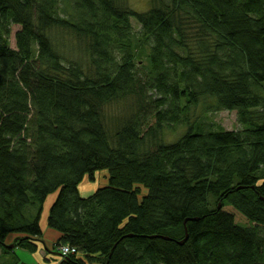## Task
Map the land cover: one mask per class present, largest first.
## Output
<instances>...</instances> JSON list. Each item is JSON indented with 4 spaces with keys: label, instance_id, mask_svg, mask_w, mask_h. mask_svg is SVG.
<instances>
[{
    "label": "trees",
    "instance_id": "16d2710c",
    "mask_svg": "<svg viewBox=\"0 0 264 264\" xmlns=\"http://www.w3.org/2000/svg\"><path fill=\"white\" fill-rule=\"evenodd\" d=\"M148 5L0 0V264H28L15 248L38 250L56 192L55 248L77 249L60 264H264V0ZM127 100L111 133L106 107ZM200 105L241 127L192 120Z\"/></svg>",
    "mask_w": 264,
    "mask_h": 264
},
{
    "label": "rangeland",
    "instance_id": "374dc122",
    "mask_svg": "<svg viewBox=\"0 0 264 264\" xmlns=\"http://www.w3.org/2000/svg\"><path fill=\"white\" fill-rule=\"evenodd\" d=\"M150 0H125L127 3V6L135 9L144 11L147 10L150 5ZM132 23L135 31H140V24L135 18H132ZM21 26L14 24L12 26V34L10 36V46L13 48H16V40H15V33ZM53 36L55 38V42L60 44L61 50L64 51L67 57L74 58V59H81L86 63L87 68L89 67V53L87 50H85L86 46L84 42H80L77 40L72 34L61 32V31H53ZM142 63V60L140 61ZM131 111V104L130 101H119L110 104L106 107V123L108 129L111 133H113L116 129V126L118 125L121 118L125 117L129 112ZM236 110H222L217 112H210V113H204L203 112V105H200V107L197 108L194 114V118L192 120H195L197 122L203 123L205 126L215 127L222 126L224 129H237L241 127ZM187 130V126L179 127L175 130H167L164 134V140L166 142L168 141H174L179 136L182 135L183 132ZM107 170L98 171L96 173V179L94 181L85 177V180H83L82 187L83 189L87 186L92 184V186H87L89 188H92L91 191H83L81 189V192L87 196V194H91L95 190H97L99 187L102 188V186L107 184ZM90 190V189H89ZM81 193V194H82ZM12 242V241H11ZM16 249V248H15ZM58 253L62 256H66L64 254L60 253V248H55Z\"/></svg>",
    "mask_w": 264,
    "mask_h": 264
},
{
    "label": "crops",
    "instance_id": "0c3cea01",
    "mask_svg": "<svg viewBox=\"0 0 264 264\" xmlns=\"http://www.w3.org/2000/svg\"><path fill=\"white\" fill-rule=\"evenodd\" d=\"M82 183L79 186L80 191L81 189H83ZM87 186L83 189V191H91L92 188H89ZM82 195L85 196V194L83 193ZM56 198L57 192L50 194L45 200L44 210L42 211L43 213L41 216V220L39 221L43 230V238L42 241H39L37 243L39 245L38 250L36 252H30L26 249L20 248V246L15 249V252L17 253L20 261L28 264H60L63 260V256L60 255L55 249L57 244L56 242L59 241L61 234L59 231L54 230L48 226L49 210ZM14 237L15 235L10 236L8 238V241H12Z\"/></svg>",
    "mask_w": 264,
    "mask_h": 264
},
{
    "label": "built area",
    "instance_id": "2783aa9c",
    "mask_svg": "<svg viewBox=\"0 0 264 264\" xmlns=\"http://www.w3.org/2000/svg\"><path fill=\"white\" fill-rule=\"evenodd\" d=\"M60 253L61 254H64V255H68V254H71V253H74V252H77V249L70 246L69 244H63L60 246Z\"/></svg>",
    "mask_w": 264,
    "mask_h": 264
},
{
    "label": "water",
    "instance_id": "95a60500",
    "mask_svg": "<svg viewBox=\"0 0 264 264\" xmlns=\"http://www.w3.org/2000/svg\"><path fill=\"white\" fill-rule=\"evenodd\" d=\"M10 247H14V245L11 244Z\"/></svg>",
    "mask_w": 264,
    "mask_h": 264
}]
</instances>
